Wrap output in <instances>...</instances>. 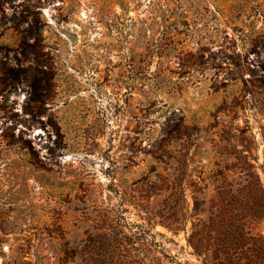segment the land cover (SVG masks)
I'll return each instance as SVG.
<instances>
[{
  "label": "rangeland",
  "instance_id": "374dc122",
  "mask_svg": "<svg viewBox=\"0 0 264 264\" xmlns=\"http://www.w3.org/2000/svg\"><path fill=\"white\" fill-rule=\"evenodd\" d=\"M173 111L202 220L219 171L264 183V0H0V264H82L69 252L122 199L156 243L117 256L204 264L132 205L179 153L147 154Z\"/></svg>",
  "mask_w": 264,
  "mask_h": 264
},
{
  "label": "trees",
  "instance_id": "16d2710c",
  "mask_svg": "<svg viewBox=\"0 0 264 264\" xmlns=\"http://www.w3.org/2000/svg\"><path fill=\"white\" fill-rule=\"evenodd\" d=\"M171 115L166 119L168 133L178 135L148 143L147 154L163 162L162 152L166 147H180L179 153L168 155L166 176L157 171V165H151L149 172L139 180L140 198L132 205L141 216L144 215L141 212H145V218L151 223L159 217L174 233L186 231L192 252L204 264H264V235L254 231L255 224L264 220V183L260 176L250 169L231 180L219 171L216 195L207 208V219L202 220L199 215L206 209L197 188L193 190L192 204L186 193L191 177L187 162L192 143L188 139L181 141L184 117L179 111ZM126 204L122 199L116 207L110 204L102 208L101 221L90 226L95 231L69 252L76 262L133 264L134 259L117 254L131 253L156 243L154 240L149 243L147 230L141 223L126 220L124 212L129 208Z\"/></svg>",
  "mask_w": 264,
  "mask_h": 264
}]
</instances>
